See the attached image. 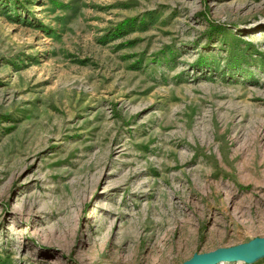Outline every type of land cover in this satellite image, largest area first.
Segmentation results:
<instances>
[{
	"label": "rangeland",
	"instance_id": "1",
	"mask_svg": "<svg viewBox=\"0 0 264 264\" xmlns=\"http://www.w3.org/2000/svg\"><path fill=\"white\" fill-rule=\"evenodd\" d=\"M255 238L264 0H0V264H182Z\"/></svg>",
	"mask_w": 264,
	"mask_h": 264
},
{
	"label": "water",
	"instance_id": "2",
	"mask_svg": "<svg viewBox=\"0 0 264 264\" xmlns=\"http://www.w3.org/2000/svg\"><path fill=\"white\" fill-rule=\"evenodd\" d=\"M264 258V238H255L248 243L231 248L218 249L211 253L195 254L182 264H218L221 262H242L253 264Z\"/></svg>",
	"mask_w": 264,
	"mask_h": 264
}]
</instances>
